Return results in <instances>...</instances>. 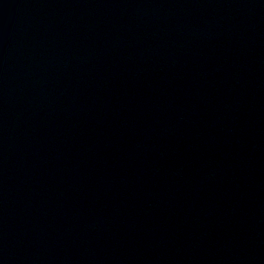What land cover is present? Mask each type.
I'll use <instances>...</instances> for the list:
<instances>
[{"label":"water","instance_id":"obj_1","mask_svg":"<svg viewBox=\"0 0 264 264\" xmlns=\"http://www.w3.org/2000/svg\"><path fill=\"white\" fill-rule=\"evenodd\" d=\"M0 264H264V0H0Z\"/></svg>","mask_w":264,"mask_h":264}]
</instances>
